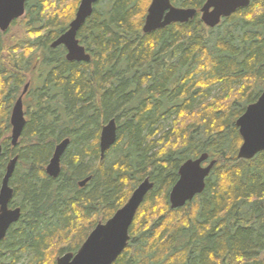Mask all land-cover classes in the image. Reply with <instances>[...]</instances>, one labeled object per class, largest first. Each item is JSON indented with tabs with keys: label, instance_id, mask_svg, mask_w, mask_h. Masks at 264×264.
Here are the masks:
<instances>
[{
	"label": "trees",
	"instance_id": "1",
	"mask_svg": "<svg viewBox=\"0 0 264 264\" xmlns=\"http://www.w3.org/2000/svg\"><path fill=\"white\" fill-rule=\"evenodd\" d=\"M206 1L171 0L197 16L145 34L152 0H100L77 37L90 62H68L64 46L51 47L81 0H33L13 24L19 36L0 33V189L17 156L11 206L22 209L0 246V264L26 255L29 264H57L76 254L146 178L155 187L115 264H264V153L239 159L236 126L264 90V0L214 29L200 17ZM27 85V124L13 147L11 111ZM112 119L118 138L102 159L100 135ZM66 139L53 179L47 166ZM123 140L125 154L109 164ZM202 154L216 161L205 191L172 209L180 167Z\"/></svg>",
	"mask_w": 264,
	"mask_h": 264
},
{
	"label": "water",
	"instance_id": "2",
	"mask_svg": "<svg viewBox=\"0 0 264 264\" xmlns=\"http://www.w3.org/2000/svg\"><path fill=\"white\" fill-rule=\"evenodd\" d=\"M28 0H0V32L6 33L13 23L24 17ZM100 0H81L75 19L69 29L52 44L56 49L64 46L66 58L70 62H90L91 55L78 40V33L93 15L94 7ZM251 0H207L200 10V17L207 28L214 29L221 22L237 11L250 6ZM198 14L196 9L176 7L171 0H152L148 9L143 32L151 34L173 24H186ZM26 86L22 96L16 102L11 116L12 145L17 147L27 124L23 97L28 92ZM236 126L242 138L238 158L252 160L264 153V90L257 102L247 107L245 113L237 120ZM118 126L115 119L106 124L100 137L101 158L116 144ZM70 139L57 145L54 155L47 167V174L56 179L62 170V158L70 146ZM3 147L0 145V157ZM19 158L10 161L0 189V244L5 240L10 228L21 219L20 208L9 207L14 190L10 186ZM209 155L202 154L198 159H189L179 170V179L170 193L172 209H180L192 202L196 196L206 189L208 180L216 161L209 162ZM90 178L82 181L85 187ZM155 184L150 178L145 179L134 191L129 201L107 222L99 223L90 233L77 254L66 253L57 259V264H115L124 253L130 241V229L136 215L145 202L146 197L154 189Z\"/></svg>",
	"mask_w": 264,
	"mask_h": 264
},
{
	"label": "rangeland",
	"instance_id": "3",
	"mask_svg": "<svg viewBox=\"0 0 264 264\" xmlns=\"http://www.w3.org/2000/svg\"><path fill=\"white\" fill-rule=\"evenodd\" d=\"M58 4L59 5L62 4V7L64 8V10L68 9L69 6H72L71 1H66L64 4L61 3V1H59ZM10 30H11V32H10L11 36L10 37L19 36V34H20V25H15V26L11 27ZM212 37L215 40V36H212ZM219 93H220V89H219V87H216L214 89V91H213L212 97L213 98L217 97L219 95ZM125 142H126V140H123V142L117 148H115L114 150L110 151V153H109V155L107 157V162L109 164L115 163L116 161H118L125 154V146H126ZM89 165H91V164L89 163ZM92 166H95V163L92 164ZM99 223H101V222H99ZM103 223H105V222H103ZM263 257H264V255H263ZM30 260H31V256L30 255L22 256L21 260L19 261V264H29Z\"/></svg>",
	"mask_w": 264,
	"mask_h": 264
},
{
	"label": "flooded vegetation",
	"instance_id": "4",
	"mask_svg": "<svg viewBox=\"0 0 264 264\" xmlns=\"http://www.w3.org/2000/svg\"><path fill=\"white\" fill-rule=\"evenodd\" d=\"M32 1H33V0H28V1H27V4H26V13H25L24 16L27 15V13H28V9H27V8H28V5H29ZM32 3H33V2H32ZM80 3H81V2H80ZM33 5L36 6L34 3H33ZM96 5H97V4H96ZM96 5H95V6H96ZM78 8H79V7H78ZM77 11H78V10H77ZM21 19H22V18H21ZM21 19H19V20H21ZM19 20H18V21H19ZM15 22H17V21H15ZM15 22H14V23H15ZM14 23H13V24H14ZM12 26H13V25H12ZM10 29H11V28H10ZM8 32H9V31H8ZM0 33H2V32H0ZM6 33H7V32H6ZM3 34H5V33H3ZM66 52H67V50H66ZM21 96H22V94L19 96V98H20ZM19 98H18V99H19ZM23 100H24V99H23ZM17 101H18V100H17ZM17 101H16V102H17ZM15 104H16V103H15ZM14 106H15V105H14ZM14 106H13V108H14ZM13 108H12V111H13ZM26 110H27V109H26V106L24 105L25 115H27V111H26ZM12 111H11V116H12ZM26 119H27V118H26ZM102 129H103V128H102ZM118 129H119V127H118ZM101 133H102V131H101ZM117 134H118V132H117ZM100 137H101V136H100ZM16 157H17V156H16ZM18 162H19V161H18ZM9 163H10V162H9ZM9 163H8V164H9ZM48 165H49V164H48ZM61 166H62V163H61ZM7 167H8V165H7ZM17 167H18V164H17ZM17 167H16V170H17ZM47 167H48V166H47ZM6 172H7V168H6ZM15 172H16V171H15ZM61 172H62V170H61ZM14 174H15V173H14ZM60 175H61V174H60ZM13 176H14V175H13ZM12 178H13V177H12ZM12 178H11V179H12ZM51 178H52V177H51ZM53 179H54V178H53ZM56 179H57V178H56ZM85 180H86V179H85ZM83 181H84V180H83ZM10 182H11V180H10ZM81 182H82V181L79 182V186H80V183H81ZM1 186H2V185H1ZM10 186H11V184H10ZM13 198H14V197H13ZM12 200H13V199H12ZM11 202H12V201H11ZM9 207H10L11 209L20 208V207H12V206H11V203H10ZM20 209H21V208H20ZM21 211H22V209H21ZM19 222H20V221H19ZM19 222H18V223H19ZM18 223H16L15 225H13V226L10 228V230H9L8 233H7V236H6L5 240L7 239V237H8V235H9L10 231L12 230V228H13L14 226H16ZM5 240H4V241H5ZM4 241H3V242H4ZM3 242H2V243H3ZM2 243H1V244H2ZM1 244H0V246H1Z\"/></svg>",
	"mask_w": 264,
	"mask_h": 264
},
{
	"label": "bare ground",
	"instance_id": "5",
	"mask_svg": "<svg viewBox=\"0 0 264 264\" xmlns=\"http://www.w3.org/2000/svg\"><path fill=\"white\" fill-rule=\"evenodd\" d=\"M80 5V4H79ZM2 34V33H1ZM69 62V61H68ZM101 136V135H100ZM180 170V169H179ZM147 179V178H146ZM90 180H91V178H90ZM173 189V188H172ZM14 190V189H13ZM172 191V190H171ZM171 193V192H170ZM169 200H170V195H169ZM171 204V203H170ZM22 216V215H21ZM131 239V238H130ZM130 242V241H129ZM129 245V244H128ZM127 249V248H126ZM125 252V251H124ZM78 253V252H77ZM76 253V254H77Z\"/></svg>",
	"mask_w": 264,
	"mask_h": 264
}]
</instances>
